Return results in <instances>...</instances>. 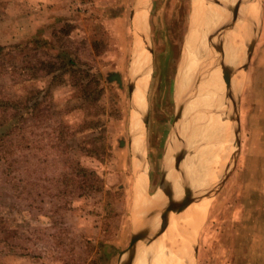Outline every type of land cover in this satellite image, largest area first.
I'll use <instances>...</instances> for the list:
<instances>
[{
    "label": "rangeland",
    "instance_id": "rangeland-1",
    "mask_svg": "<svg viewBox=\"0 0 264 264\" xmlns=\"http://www.w3.org/2000/svg\"><path fill=\"white\" fill-rule=\"evenodd\" d=\"M208 1L205 5L217 6L216 0ZM254 2V12L248 14L257 17L256 28L246 44L242 22L223 37L218 33L211 39L215 29L209 32L213 63L210 70L187 79L183 116L176 122L181 67L184 59L190 64L193 58L185 46L193 28V0H0V264H123L136 227L132 122L133 114L142 112L147 195L161 187L163 162L178 173L175 153L168 154L166 147L176 130L181 135L179 150L189 141L188 124L184 134L180 131L183 120L203 119L207 126V117L221 115L226 137L212 131L206 138L198 135L200 142L194 146L198 161L208 156L205 149L212 150L209 156L220 150L223 159L203 162L214 171L208 187L221 181L216 194L197 198L185 208L206 200L204 218L189 240L191 264H264V0ZM138 12L139 25L144 26L139 33ZM203 22L202 41L209 29ZM230 31L244 53L239 65L230 67L241 77L233 98L221 74L222 86L214 94L221 113L201 109L202 104L190 108L187 96L197 92L211 71L222 73L215 45L222 40L227 52ZM249 42L254 44L250 60ZM140 47L149 49L152 59L144 107L138 112L132 87L139 78L133 61ZM62 59L74 60L77 68L99 77L103 92L97 101L83 97L78 75L64 70L48 74ZM225 61L230 65L228 57ZM190 112L195 113L189 119ZM102 141L107 145L103 158L87 150ZM79 166L95 171L97 177H82ZM190 176L186 178L194 197L209 190L207 184L195 189ZM184 211L170 219L175 221ZM146 220L149 217L140 224ZM166 234L148 245L155 232L140 240L133 264H155Z\"/></svg>",
    "mask_w": 264,
    "mask_h": 264
},
{
    "label": "bare ground",
    "instance_id": "bare-ground-1",
    "mask_svg": "<svg viewBox=\"0 0 264 264\" xmlns=\"http://www.w3.org/2000/svg\"><path fill=\"white\" fill-rule=\"evenodd\" d=\"M146 1H148V0H146ZM198 1L201 3V7H199L198 5L196 6V8H195L196 9L195 19H193V23H194L193 24V27L194 28L196 27V29L195 30L191 29L189 31V33H188V35L186 37V42H185V46L187 45L188 50H189V53L192 54L193 58H192V61H191L190 64L189 63H185L181 67L180 77H179L180 83L178 81V89L179 90H184V88L186 87V81H187V79H190L195 74L197 75V73H201L202 70L203 71L205 69H206V71L210 70V66L213 63V59L211 60L210 55H213V51H214L213 47H214V45H213V43H211L212 40H211V42L210 41L208 42L207 36L209 37V35H208L209 32L211 30L215 29V26L219 23V18H220L221 14H222L221 11H223V10H220L219 9L220 8L219 6L213 7L211 5V7H210L208 5H205V2L203 0H198ZM250 1H249V5H248V3L245 5V7L243 9V12L245 11L247 14L249 13L251 15L254 12L253 11V8L254 7H253V4L252 3L250 4ZM218 3H219V0H218L217 4ZM244 4H242V5H244ZM247 11H249V12H247ZM200 12H202L204 14V18L203 19H205L207 21L208 26H209L208 31H206V33H205L206 35H205V40L204 41H202V39L204 38V36H203L204 32H203V29H202L203 28V25H204L203 24L204 22H203V19L202 20L200 19L201 18V13ZM140 15H141V12H138L137 13V16L138 17L136 16V19H137L136 20V25L138 27H140V28L141 27L144 28V26L143 25L142 26L139 25L140 23L138 22V18L140 17ZM141 17H143V16H141ZM253 17H254V15H253ZM241 25H242V23H241ZM252 27H253L252 34H251V36L247 40H245V44L247 43V41L251 37H253L254 30L256 28L255 27V23L252 25ZM246 29L247 28L244 25L243 26V33L245 34V36H246V32H247ZM197 30H198V32H196ZM238 31H240L239 30V27L237 28V31L236 32H238ZM190 33L192 35L195 34V38L191 39L190 42L187 44V42L190 39ZM224 39H225V37H224ZM236 40H237L236 34H235L234 38H231L229 36V33H228V37H227V44L228 45H227V47L229 48V50H227L228 51V53H227L225 51L226 50V48H225L224 52H225V57H228V60H229L228 63L230 64L229 66L231 68H233V66H235V65L236 66L239 65L236 62H237V60L238 61L239 60H242V55L244 54L243 52H240V50L238 49V46L236 45ZM229 44H230V46H229ZM250 46H251V43L249 42V46L247 45V47H250ZM195 51H196V55L194 54ZM142 52H143V47L142 48L140 47V50H139L138 55L143 60H145L147 58V56H146L147 53H142ZM147 52L149 53V51H147ZM233 58L235 59V61L233 60ZM142 59H141V61H142ZM184 60L187 61V59H184ZM203 63H204V65H202ZM150 73H151V58H149V59H147L145 61H142L137 66V70H136V75L139 78H138V80L136 82V85L134 87L135 88L134 91L136 92L137 101L139 102V104L141 106L144 103V102H142L143 90L141 88V85L147 83V80L149 79ZM221 74L222 73L221 72H218V71H211L208 74L209 76H207L206 81H203L204 83L205 82H207V83H205V85L200 84L199 89L197 90L196 93H194L195 95L198 94L197 97H199V94L202 95V93H206V94H204L202 96L200 95L201 97H199V98L202 100V102H205V103H206V101L207 102L208 101L210 102V103L206 104V106H201L202 107V108L200 107L201 109H203V108H206L207 109L208 107H210V108H213L216 111L217 114L221 113V111L219 109H217V104L220 102V100L218 101L217 96L214 97V94L217 95V93L219 91L218 89L220 88V86H222V84H221L222 81H221V78H220V75ZM194 79H196V78L194 77ZM240 79H241V77L239 76L238 73H231V75L229 77L230 85L227 86V89H228V92H229L228 95L231 98H233L232 97L233 96L232 93L236 89L237 84L239 83V80ZM213 80L216 81L217 85L211 84V82H213ZM240 85H241V83H240ZM132 89H133V87H132ZM140 96H141V99H139ZM197 97H195V98H197ZM188 98L189 97L187 96L186 100ZM196 102H198V101H196ZM233 102L235 103L234 100H233ZM186 103H189L188 106L191 108L193 106V104H194V101L193 102L191 101V103H190L189 100H187ZM205 103H204V105H205ZM190 110H192V109H190ZM193 113H195V112H193ZM193 113H191V112H190V114L187 113V115H186L187 118L190 119V117L193 116ZM218 116H219L218 117L219 118L218 119V129H214L213 130L214 131L213 133H215L216 135H218V133H219L220 135L224 136V135L227 134L226 133L227 131L224 129L223 124H221V122H223V121L220 122L221 115H218ZM139 118H141V117H139ZM136 119H138V118H136ZM213 120H214V118H213ZM216 120H214V121H216ZM145 122H146V120H145ZM211 122H212V120H211ZM135 123L136 124L134 125V130L137 131V130H139L141 124H139L140 122L137 121V120L135 121ZM184 124H185V126H184ZM187 124H188V130H189V133H188V140L189 141L187 140L188 141L187 143L184 142L185 144H183V148L181 149V152L180 153H183L184 154L183 155L184 157L186 155V158L185 159H187L188 162L186 160L184 161L185 162V165H184L185 171L184 172H186L187 174L190 173V175H191L190 177H192L193 183H194V185L196 187L195 189H197V188H200L202 185L207 184L208 182H210L213 179L214 171L213 170H210L211 168L206 167L207 165L203 164V162L204 163L205 162L206 163L207 162H215V163H217V162H219V159H220V156L221 155L219 154V151H220L219 150L218 153H214L213 155L209 156V154L212 153V150L210 151L211 152L210 153L209 151H207L208 149H205L203 147V145H204L203 144L202 147L205 149L204 153L205 154L206 153H209V154H208V156H207V154L206 155L203 154L204 157L202 156L201 157L202 159L200 158V160L198 161L199 156H197L198 153H196V150L194 148V146L196 145V142L197 141L200 142V140H198L199 139V136L198 135H201L202 138H206L207 136H209V133L207 131L205 122L202 119H199L198 120V119H194V117L193 118L191 117V119L189 120V122L186 121V119H184L183 122H182V125L180 127V131L182 133L186 131ZM209 126L211 127V124ZM207 127H208V125H207ZM176 132L178 133L177 130H176ZM179 136H181V135H179ZM204 136H206V137H204ZM224 137H226V136H224ZM205 140L206 139H202V141H205ZM178 142H181V141H178ZM207 145L205 144V146H207ZM207 148H209V146ZM166 150H167V153L168 154H170L169 153L170 151H172V153L175 152V150H176V139L174 137L173 138H170V140H169V142L167 144ZM216 151H217V149H216ZM137 152H138V154H141V149H138ZM197 157H198V159H197ZM138 163H140V162H138ZM139 168L140 167H138L137 169H139ZM163 170L164 171H163V175H162L161 187L164 190L162 189V192H157L156 191V194L155 195H152L151 197L146 194V189L145 188L141 189V191L138 192L139 193L138 205L135 206L134 207V210H133V221L136 224V226H138L140 224V220H142L143 218L155 216V214L157 213V211L161 207V205L168 203L170 201V198H171L172 195H173V198H175V197H181L182 194H183V190L182 189H183L184 186L181 184L180 174L177 173V172H175L173 170V165H171V168H169V164L167 162H163ZM207 171H209V172L213 171V172H211V175L210 176L203 175L202 172H207ZM186 173H184V174H186ZM187 174H186V176H187ZM188 179H189V177H188ZM177 181L179 183H177ZM144 182H145V180H144ZM185 183H187V185H189L190 184V179L187 182H185ZM220 184H221V181L220 182L218 181L216 185L213 183L214 187L211 188V189L208 187L209 184L205 185V187L207 186L208 187L207 189H209V190L206 191V189H205L204 190L205 193L203 192V194L202 195H199V197H196L197 195L194 197L193 194L191 193L188 196L187 201H186L187 202V206H188L189 203H191V201H193V200H195L197 198H207V197L214 196L216 194V192L218 191V189L220 187ZM138 188H139V186H138ZM139 190H140V188H139ZM198 191H199V193H202V192H200V190H198ZM194 195H195V193H194ZM158 197H160V200L156 201L157 199H159ZM205 203H206V200H202V201H199V203H197V204L191 205L192 207L189 206L186 210L184 209L185 211L183 210L184 211L183 214L180 215L177 219H175V221H172V219H169L168 222L165 225L160 224V223L156 225V220H155V225L153 224V228L151 230V232H155V235L152 238L150 237L149 238V241L147 243H145V244H147V245L148 244H151L153 241H155L156 239H158L163 234V232L167 231V234L164 235L163 237H161V239H160V243L163 242L164 240H167V242L165 244L166 246L164 245L165 247H162L160 249L158 248L159 250L157 252V257H160V259H161V262L159 264H177V263H181V264H191V250H189L190 249L189 247H190V244L191 243L189 242V240H190L191 237H193V234L192 233L193 232H196L198 230V226L201 224V222H202V220L204 218V214L206 212V210L204 209L205 208L204 207V204ZM194 207L195 208L196 207H199V208L194 209L193 210L194 212H190L191 209L194 208ZM206 209H207V207H206ZM186 214H187V216H186L185 219H183L184 221L182 220L183 221L182 224H179V221L181 220V218H184ZM177 222H178V224H177ZM173 234H174V236L171 239L168 238L169 235H173ZM191 239H193V238H191ZM140 252H141V250H140ZM154 256H155V254H154ZM139 258H141V253L138 255L137 260ZM136 261H135V263H136Z\"/></svg>",
    "mask_w": 264,
    "mask_h": 264
},
{
    "label": "crops",
    "instance_id": "crops-1",
    "mask_svg": "<svg viewBox=\"0 0 264 264\" xmlns=\"http://www.w3.org/2000/svg\"><path fill=\"white\" fill-rule=\"evenodd\" d=\"M228 1V2H227ZM249 1L250 0H219V3L217 4V6H219L220 8V10H223L222 11V14H221V16H220V18H219V22H226L228 19H232L233 20V17H234V15H235V17L237 18L236 19V21H235V25H234V27H233V29L232 30H234L235 29V27L237 26V24H239L240 22H242V23H244L245 25H247L248 26V28H249V32H248V34L246 35V39H248L250 36H251V34H252V31H253V27H252V25L255 23V21H256V19H257V17H256V19H253V18H251L250 17V15L249 14H247L245 11L243 12V9H244V7H245V5L248 3L249 4ZM245 3V4H244ZM255 4V2H254V0H251L250 1V4ZM242 4H244V5H242ZM199 6V7H201V3L198 1V0H193V14H192V16H191V21H192V26H193V19H194V17H195V13H196V6ZM258 5V4H257ZM225 10V11H224ZM234 10V11H233ZM242 10V11H241ZM230 12V13H229ZM201 13V20L204 18V14L202 13V12H200ZM232 13V14H231ZM245 15V16H244ZM233 16V17H232ZM243 16V17H242ZM134 24H135V20H134ZM135 29H136V32H140V27H137L136 26V24H135ZM191 29H193V30H195L196 29V27L194 28H191ZM192 32V31H191ZM192 34L190 33V39H189V41L187 42V44L190 42V40L192 39V36H191ZM229 36L231 37V38H234V36H235V34L232 32V31H230V33H229ZM139 38V43H140V36L138 37ZM244 38V39H245ZM145 39V38H144ZM186 47H187V45H186ZM137 48H138V46H137ZM139 50L140 49H138V51H137V56L135 57V59H134V61H133V67H134V70L136 71L137 70V66L142 62V61H145V60H147V59H149V58H151L152 59V57H151V54H149L147 51H149V49H144L143 48V52L142 53H147L146 54V56H147V58L145 59V60H143L139 55H138V53H139ZM227 50H229V48L227 49ZM226 51V50H225ZM150 53H151V51H149ZM227 53H228V51H227ZM140 59V60H139ZM141 59H142V61H141ZM233 61V60H232ZM185 63H187V61L186 60H184V62H183V64H182V66L185 64ZM179 77H180V75H179ZM204 82H202L201 84L202 85H205V83L203 84ZM211 84H213V85H217V83H216V81H214L213 80V82H211ZM141 88H142V90H143V94H144V92H145V90H146V86H145V84H142L141 85ZM134 85H133V92H132V98H133V102H134V104H135V107H136V109H138V112H140L142 109H143V107H144V103H143V105L141 106L140 104H139V102L137 101V97H136V92L134 91ZM145 89V90H144ZM177 89H178V87H177ZM204 94H206V93H202V95H204ZM201 94H199V97H201L200 96ZM198 96V94L197 95H195V94H193L189 99H187V100H189V102L191 103V101L193 102L194 101V104H193V106L194 105H196V103L197 104H202V106H206V104H208V103H210L209 101L207 102L206 101V103L205 102H202V100L199 98V97H197ZM195 97H197V98H195ZM139 99H141V96H140V98ZM186 100V101H187ZM209 100V99H208ZM196 101H198V102H196ZM142 102H144V96H143V98H142ZM204 103H205V105H204ZM189 104V103H188ZM135 115V116H134ZM138 115V116H137ZM139 117H141V118H139ZM214 118V120H216V121H214L213 120V118ZM211 117V119L209 118V117H207V119H206V122H207V125H208V127L206 126V128H207V130H208V133L210 132H212L214 129H218V115H215V116H212ZM216 117V118H215ZM136 118H138V119H136ZM139 121L140 123L139 124H141V126H140V128H139V130H137V131H135L134 130V125L136 124L135 123V121ZM203 120V119H202ZM205 120V119H204ZM209 120V121H208ZM211 120H212V122H211ZM143 121V122H142ZM142 122V123H141ZM187 123V122H186ZM185 123V124H186ZM143 124V125H142ZM185 124H184V126H185ZM211 124V127L209 126ZM145 115H144V113L142 112V113H138V114H133V122H132V130H133V137H134V139L133 140H135L136 139V143L133 141V153H134V159H133V164H134V168H135V171H136V173L138 174V177H137V185H136V190H137V193L138 192H140L141 191V189H143V188H145L146 189V187H147V184H148V175H147V171H146V165H145V161H144V159H143V153H142V151H141V154H138V149H141V144H142V142H143V134H144V129H145ZM142 127V128H141ZM184 128V127H183ZM182 128V129H183ZM209 128V129H208ZM211 129V130H210ZM210 130V131H209ZM219 134V133H218ZM220 135V134H219ZM182 155H184L183 153H181ZM223 159V157L222 156H220V159H219V162ZM138 162H140V163H138ZM138 165V166H137ZM140 165V166H139ZM138 167H140L139 169H137ZM138 170V171H137ZM139 172V173H138ZM142 175H141V174ZM141 175V176H140ZM145 175V176H144ZM140 177V178H139ZM143 177V178H142ZM139 179V180H138ZM145 180V182H144V180ZM138 186H139V188H140V190H139V188H138ZM146 186V187H145ZM162 187L160 188V189H158V191L157 192H162ZM164 190V189H163ZM155 194H156V192H155ZM155 194H153V195H155ZM150 197L152 196V195H149ZM161 197V196H160ZM160 197H158L159 199H157L156 201H158V200H160ZM138 200H139V193L137 194V196H136V203H135V206H137L138 205ZM162 206V205H161ZM189 214V213H188ZM132 216H133V213H132ZM159 216V209H158V211H157V213L155 214V218H157ZM185 216H187V214L185 215ZM165 241V240H164ZM166 246V245H165ZM161 259H160V257H157V259L155 260V264H159L161 261H160ZM150 261H151V259H150ZM177 264H181V263H177Z\"/></svg>",
    "mask_w": 264,
    "mask_h": 264
},
{
    "label": "water",
    "instance_id": "water-1",
    "mask_svg": "<svg viewBox=\"0 0 264 264\" xmlns=\"http://www.w3.org/2000/svg\"><path fill=\"white\" fill-rule=\"evenodd\" d=\"M216 3L218 2V0L215 1ZM205 3H209V1H205ZM210 6V5H209ZM211 7V6H210ZM235 21H236V17L234 15L233 20L232 19H228L226 22H219L218 23V27L215 28V30H213V33L211 34V39L215 36H217L218 33H224L227 29L229 28H233L235 25ZM225 34V33H224ZM222 34V37L223 35ZM220 40V43L217 45H215L216 50L221 54V68H222V75L223 78L227 84V86L230 85L229 82V77L232 73V69L230 68L229 65H227V62L225 61V48H224V44L223 41ZM254 49V44L252 43L251 46L249 47L248 50V60H250L251 58V54L252 51ZM224 53V54H223ZM248 67V63L245 64L244 68ZM201 81H198L197 85H199ZM185 90V88H184ZM184 90H176V97H177V102L178 104V109H177V116H176V122L179 121L182 116H183V103L182 101V93ZM236 121L238 122V126L235 129V134L237 136V143L238 145H240V140H239V131H240V125H239V117H236ZM174 137L176 139V150H175V166L176 169L178 171V173L180 174L181 177V184L184 186L183 187V194L181 197H177V198H173V195L170 198V201L166 204H163L160 208H159V216L157 218H155V216L149 217V220H146L144 222H142L141 224H139L138 226L135 227L133 235H132V239L130 242V245L127 249V254L128 257L127 259L123 262V264H133L135 257L137 255V249H138V243L140 240L146 238L152 228H153V224L155 225V220H156V225L157 224H163L165 225L168 220L171 218V215L173 213H179L181 211H183L186 206H187V198L188 196L193 192V187L191 188L189 185H187L188 179L185 177V175H183L184 171L181 169V162L183 161V159L185 158L180 152L181 150H179V146H178V141L180 140V136L178 135V133L176 131H174ZM152 218V219H151Z\"/></svg>",
    "mask_w": 264,
    "mask_h": 264
},
{
    "label": "trees",
    "instance_id": "trees-1",
    "mask_svg": "<svg viewBox=\"0 0 264 264\" xmlns=\"http://www.w3.org/2000/svg\"><path fill=\"white\" fill-rule=\"evenodd\" d=\"M58 70H64L65 72H70L74 76L78 75V80H76V84L81 86L82 90V95L83 97L89 101V102H95L97 101L102 92H103V87L101 86V80L96 74H92L90 70H83L80 68H77V63L74 60H64L62 59V62L58 68H54V66H51L50 69H48V74L51 73H56ZM102 140V139H101ZM97 143V142H96ZM95 143V144H96ZM92 145V147L88 148L87 150L93 154H95L98 158H103V155L106 153V143L105 142H100L99 145ZM78 172L82 177L86 176H96V172L92 170H87L83 166H79ZM94 178V177H93ZM89 180H91L90 177H88ZM94 180H96L94 178ZM88 187L90 185L88 184Z\"/></svg>",
    "mask_w": 264,
    "mask_h": 264
}]
</instances>
